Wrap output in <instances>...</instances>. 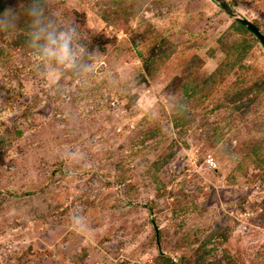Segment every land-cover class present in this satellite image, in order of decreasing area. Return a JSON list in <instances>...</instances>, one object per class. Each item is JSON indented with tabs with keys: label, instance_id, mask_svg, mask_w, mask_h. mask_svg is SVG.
I'll use <instances>...</instances> for the list:
<instances>
[{
	"label": "rangeland",
	"instance_id": "374dc122",
	"mask_svg": "<svg viewBox=\"0 0 264 264\" xmlns=\"http://www.w3.org/2000/svg\"><path fill=\"white\" fill-rule=\"evenodd\" d=\"M0 264H264L262 43L215 0H0Z\"/></svg>",
	"mask_w": 264,
	"mask_h": 264
},
{
	"label": "clouds",
	"instance_id": "9594fccd",
	"mask_svg": "<svg viewBox=\"0 0 264 264\" xmlns=\"http://www.w3.org/2000/svg\"><path fill=\"white\" fill-rule=\"evenodd\" d=\"M27 14L32 24L30 44L36 58L49 67L57 65L65 68L75 67L81 56L78 28L76 26L58 27L45 16L42 6L29 7Z\"/></svg>",
	"mask_w": 264,
	"mask_h": 264
},
{
	"label": "water",
	"instance_id": "95a60500",
	"mask_svg": "<svg viewBox=\"0 0 264 264\" xmlns=\"http://www.w3.org/2000/svg\"><path fill=\"white\" fill-rule=\"evenodd\" d=\"M215 1L219 3L231 17L236 19V21H238L239 23L244 25L249 31H251V33H253L264 46V34L261 32L258 26H256L251 21H249L248 19L244 18L236 11H234L225 0H215Z\"/></svg>",
	"mask_w": 264,
	"mask_h": 264
},
{
	"label": "trees",
	"instance_id": "16d2710c",
	"mask_svg": "<svg viewBox=\"0 0 264 264\" xmlns=\"http://www.w3.org/2000/svg\"><path fill=\"white\" fill-rule=\"evenodd\" d=\"M236 24H238V26L241 27L242 29H244L245 31L251 33V31H249L244 25H242V24L239 23L238 21H236ZM251 34H253V33H251ZM253 36H255V35L253 34ZM255 37H256V36H255ZM256 38H257V37H256ZM257 39H258V38H257ZM258 40H259V39H258Z\"/></svg>",
	"mask_w": 264,
	"mask_h": 264
}]
</instances>
